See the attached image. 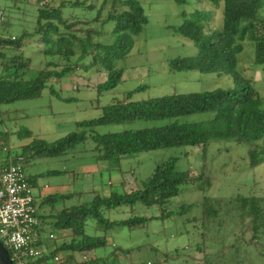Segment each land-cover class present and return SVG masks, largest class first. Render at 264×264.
Instances as JSON below:
<instances>
[{"label":"trees","instance_id":"trees-1","mask_svg":"<svg viewBox=\"0 0 264 264\" xmlns=\"http://www.w3.org/2000/svg\"><path fill=\"white\" fill-rule=\"evenodd\" d=\"M35 1L40 7L37 25L32 32H24L19 37L8 35L4 16L0 13V107L19 100L37 99L50 81L63 83L79 71L95 69L97 73L106 74L107 80L99 86L100 91L112 90L122 83L124 69L119 68V63L128 58L134 38L148 25V17L138 0H114L113 10L107 15L104 16L101 8L95 16L82 18L66 17L64 9L83 8L93 13L96 10L93 0L66 1L58 7L51 6L49 0ZM187 1L178 0L184 4ZM199 1L209 3L214 10L221 7L222 24H215L213 10L184 15L182 25L175 29V33L193 42L198 53L193 57L173 60L172 70L230 76L235 88L175 93L143 101H132L131 92L122 100L104 107L101 118L78 123L74 132L53 143L35 137L30 130H2L0 151L7 155L3 164H9L12 157L15 161L21 158L25 166L35 158L72 155L79 152L78 147L89 139L95 143L91 152L96 161L118 166L123 159L142 153L175 147L206 149L213 142L247 145L250 166L256 168L263 164L264 98L252 79L241 72L239 56L244 51L246 40L250 39L254 45L255 64L264 65V20L259 19L264 0ZM110 24L113 27L106 31L105 27ZM111 33L115 41L111 44L102 42L101 37ZM30 39L47 59L43 69L34 78H30L32 59L24 54ZM53 93L57 94L55 91ZM200 114H209L210 118L189 120ZM138 121H146L151 125L120 133L96 134V129L101 126L126 125ZM14 137L26 143L15 147ZM16 149H20V153L15 154ZM54 173L62 174L57 171ZM205 177V173L196 175L181 170L179 159L173 157L158 165L153 174L131 192H111L109 195L96 192L90 202L83 200L82 193L50 195L40 204L41 210L50 208L49 214L36 215L41 223V232L44 231L43 223L47 222L50 225L49 234H54L55 239L41 241L40 246L47 250V254L31 263L124 264L121 258H128L132 253L130 250L115 245L107 255L97 252L112 246L111 238L114 239V234L119 230L139 229L154 220L173 218L176 213L167 209L168 202L179 197L182 187L189 183L203 182L201 188L207 189L210 182ZM75 195L77 202L67 205L68 201L76 198ZM262 201V198L255 196H239L235 199L238 212L243 214V222L250 221L254 235L250 243H256L258 234L264 229ZM210 203L211 199H204L205 216H218L222 211L221 203L216 207ZM138 205L158 207L160 215L141 216L137 213ZM122 207L128 208L130 218L111 220L109 214ZM191 207L185 208L182 213ZM61 253H67L64 261L61 259V262H56L55 257ZM76 254L82 256L80 261L76 259ZM171 257L165 254L164 262H168ZM180 264L206 263L192 260Z\"/></svg>","mask_w":264,"mask_h":264},{"label":"rangeland","instance_id":"rangeland-1","mask_svg":"<svg viewBox=\"0 0 264 264\" xmlns=\"http://www.w3.org/2000/svg\"><path fill=\"white\" fill-rule=\"evenodd\" d=\"M51 6L58 7L63 2H84L86 0H49ZM148 17V25L134 38L132 50L119 68L124 69L123 81L109 91H100L99 86L107 80L106 74L97 73L95 69L79 71L63 83L50 81L42 95L33 100H19L0 107V131L17 132L30 130L35 137L48 143L56 142L74 132L77 124L102 117L107 107L127 94L132 93V101H143L171 94L200 93L214 90L235 88L230 76H218L198 71L176 72L171 63L179 58L197 55L196 45L175 33L184 21V15L195 12L214 11L215 24H222V9H215L209 3L188 0L185 4L178 0H138ZM96 10L92 13L83 8L64 9L66 17H93L102 8L104 16L114 7V0H93ZM39 6L35 0H0V13L4 16L5 30L8 35L21 36L32 32L37 25ZM259 19L264 20V1L259 10ZM113 24L105 27L111 30ZM102 42L111 44L114 35L104 34ZM244 51L239 56V68L245 76L252 79L255 88L264 98V65L255 64L253 42L247 39ZM24 54L32 59L30 78L37 76L47 59L38 51L33 40L27 42ZM55 91L57 94H54ZM210 118L209 114L194 115L191 121ZM146 121L126 125H106L96 129V134L120 133L124 130H137L150 126ZM14 137V146L25 144ZM95 143L88 140L78 147L75 154L33 159L25 164L33 194L37 198L40 190L66 184L74 188L71 194L83 193L82 180L85 165L93 163L92 152ZM83 151V152H81ZM86 151V152H84ZM20 153V149L14 151ZM179 159L183 171L196 175L205 173L210 185L201 188L203 182H192L182 187L179 197L167 204L173 218L163 221L154 220L143 228L119 230L114 235L112 246L98 250L97 254L107 255L117 245L130 250L128 258H121L124 264H180L197 260L206 264H264V229L258 234L256 243L253 239L249 220L243 222V214L238 212L235 199L239 196L262 198L264 207V163L253 168L248 158V146L235 142H213L206 149L202 147H175L165 150L142 153L135 157L123 159L120 165L106 162L108 170L94 177L101 194L111 192L126 193L135 190L142 181L148 179L156 167L170 158ZM7 159L0 151V166ZM62 172L56 175L54 172ZM111 183V184H110ZM76 196V195H75ZM211 199L215 207L221 203L222 211L218 216L206 217L204 199ZM68 201L67 205L76 203ZM81 199V198H80ZM40 201L36 202L39 216ZM191 209L182 213L185 208ZM219 208V207H218ZM231 209V210H227ZM127 207L112 211L111 220L130 218ZM137 213L141 216H159L158 207L146 208L138 205ZM245 223V224H244ZM47 229V230H46ZM45 235L50 227L45 226ZM114 241V242H113ZM61 244V241H59ZM53 244V243H51ZM67 253H61V261ZM165 254L172 256L164 262ZM81 260L80 254L75 255ZM60 261V262H61Z\"/></svg>","mask_w":264,"mask_h":264},{"label":"built area","instance_id":"built-area-1","mask_svg":"<svg viewBox=\"0 0 264 264\" xmlns=\"http://www.w3.org/2000/svg\"><path fill=\"white\" fill-rule=\"evenodd\" d=\"M17 160L12 157L9 164L0 166V241L13 264H32L47 254L41 241L53 240L55 235L43 237L32 185L22 159ZM61 258L58 255L55 261Z\"/></svg>","mask_w":264,"mask_h":264},{"label":"crops","instance_id":"crops-1","mask_svg":"<svg viewBox=\"0 0 264 264\" xmlns=\"http://www.w3.org/2000/svg\"><path fill=\"white\" fill-rule=\"evenodd\" d=\"M92 160H93V163L92 164H89V165H85V169L83 170V174L84 176L82 177H79L80 180H82V184H83V200L85 202H90L94 196H95V193L96 192H100L98 189V185L96 184H93L94 183V177L96 175H99L101 174L102 171L104 170H108L107 167L105 166V163L104 161H101V162H98L94 159V157L92 156ZM69 183V186L66 184H58V186L56 187H47V188H43L40 190V195L36 198V202L40 201V203H42V201L50 196V195H55V194H71L73 192H76L74 191V188H72V186H70V181L68 182ZM111 184V183H110ZM75 194V193H74ZM50 212V208L49 207H46L44 210H43V214H49ZM45 226H49V223H43L42 227L44 229V234H43V237L47 236L45 235ZM49 235V234H48Z\"/></svg>","mask_w":264,"mask_h":264},{"label":"water","instance_id":"water-1","mask_svg":"<svg viewBox=\"0 0 264 264\" xmlns=\"http://www.w3.org/2000/svg\"><path fill=\"white\" fill-rule=\"evenodd\" d=\"M0 264H13L10 253L4 244L0 241Z\"/></svg>","mask_w":264,"mask_h":264}]
</instances>
